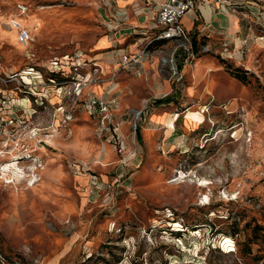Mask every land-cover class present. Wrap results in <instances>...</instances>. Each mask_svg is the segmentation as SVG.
Listing matches in <instances>:
<instances>
[{
	"label": "rangeland",
	"instance_id": "374dc122",
	"mask_svg": "<svg viewBox=\"0 0 264 264\" xmlns=\"http://www.w3.org/2000/svg\"><path fill=\"white\" fill-rule=\"evenodd\" d=\"M231 1L229 37L198 17L157 43L114 0H0L2 69L40 75L7 87L22 107L0 131V264H264V0ZM89 96L117 103L118 139Z\"/></svg>",
	"mask_w": 264,
	"mask_h": 264
},
{
	"label": "built area",
	"instance_id": "2783aa9c",
	"mask_svg": "<svg viewBox=\"0 0 264 264\" xmlns=\"http://www.w3.org/2000/svg\"><path fill=\"white\" fill-rule=\"evenodd\" d=\"M200 5H216L215 8L217 11H227L230 9L233 10V6L238 5V3L231 0H163L159 3L156 15L154 17L156 26L158 28L154 39L188 41L189 34L186 28L183 26L182 18L189 12H197ZM18 10L20 14H25L26 12V8L23 4H18ZM11 23L12 26L17 30V42L20 45L25 46L32 38L31 31L26 26L20 24V22L12 21ZM206 27H210L209 23H206ZM223 46L226 47L225 49H227L226 43H224ZM145 55L146 50L143 49L140 51V53L134 55L133 58L132 56L128 58V56L125 55L122 57V59L124 63H130L132 60L136 63ZM79 57L80 56H76L75 59H73L69 55H65L61 59H52L50 62L51 66H49V72L52 76L49 77V80L54 82V79L52 78L58 73H61L63 77L68 78L64 73L62 67L63 63L67 64L68 60L77 61L80 59ZM36 75H39V73L33 67L22 69L19 73L6 74L2 69L0 62V131L3 132L7 129V127L13 125L17 120L13 107H22L21 103H19L20 100L11 95L14 92L7 89L8 85L16 80H21L20 86L22 87L25 85H36V79L38 78ZM76 75L78 76L71 77L73 80V91L67 92L68 95L72 97L79 96L83 87L87 83V79H83L81 77L78 78V73ZM25 77H28V81H26ZM23 90L26 91L25 89ZM82 106L88 110V112L93 113V115H97L102 131H110L112 138L118 139V128L113 117V111H115L117 107V103L114 100L108 102L106 99H102L100 97L89 96Z\"/></svg>",
	"mask_w": 264,
	"mask_h": 264
},
{
	"label": "crops",
	"instance_id": "0c3cea01",
	"mask_svg": "<svg viewBox=\"0 0 264 264\" xmlns=\"http://www.w3.org/2000/svg\"><path fill=\"white\" fill-rule=\"evenodd\" d=\"M114 10L118 13V15H128V11H130L132 16L136 18L133 20V26L139 27L142 26L145 22L149 21L151 24L155 25L154 17L156 15L159 3L163 0H114ZM216 5L212 6H203L200 5L199 10L197 12H189L191 16L187 19L185 26H183L187 30H191L195 25L196 21H198V17L202 20V22H207L213 26V30L224 32L228 37L232 35L238 29V21L239 18L236 14L227 11H217ZM252 7V6H249ZM255 9V8H254ZM258 10V8H257ZM258 12V11H257ZM220 13V17H217V14ZM188 14V13H187ZM184 15V16H187ZM183 16V17H184ZM183 20V18H182ZM183 23V22H182ZM248 22L246 21V25ZM130 32V29H126V27H122L120 32L116 34V38L118 41H121L122 34H126ZM250 34L247 31V36ZM106 44H108V39L105 38ZM159 42H172V40H158ZM103 43V42H102ZM170 44V43H169ZM104 45V44H102ZM131 48V46H130Z\"/></svg>",
	"mask_w": 264,
	"mask_h": 264
},
{
	"label": "trees",
	"instance_id": "16d2710c",
	"mask_svg": "<svg viewBox=\"0 0 264 264\" xmlns=\"http://www.w3.org/2000/svg\"><path fill=\"white\" fill-rule=\"evenodd\" d=\"M234 77L241 80V81H244V77L242 75H240L238 72L234 74ZM159 102H162V100H159ZM136 131H137V133H139L138 127H136Z\"/></svg>",
	"mask_w": 264,
	"mask_h": 264
},
{
	"label": "bare ground",
	"instance_id": "6f19581e",
	"mask_svg": "<svg viewBox=\"0 0 264 264\" xmlns=\"http://www.w3.org/2000/svg\"><path fill=\"white\" fill-rule=\"evenodd\" d=\"M12 27H13V26H12ZM234 42H235V41H234ZM235 44H236V43H235ZM25 79L28 80V77H25ZM22 99H23V98H22ZM21 102H22V101H21ZM14 166H15L14 163H10V164H9L10 169H11V168H14ZM4 167H5V166H4ZM5 171H6V169H5V168H2V171H1V172L4 173ZM5 173H6V172H5ZM10 181H11V180H10Z\"/></svg>",
	"mask_w": 264,
	"mask_h": 264
}]
</instances>
